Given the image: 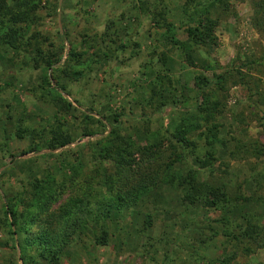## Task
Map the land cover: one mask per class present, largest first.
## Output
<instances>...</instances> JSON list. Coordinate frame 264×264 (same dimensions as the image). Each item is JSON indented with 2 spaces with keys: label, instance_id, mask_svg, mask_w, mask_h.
Returning a JSON list of instances; mask_svg holds the SVG:
<instances>
[{
  "label": "rangeland",
  "instance_id": "obj_1",
  "mask_svg": "<svg viewBox=\"0 0 264 264\" xmlns=\"http://www.w3.org/2000/svg\"><path fill=\"white\" fill-rule=\"evenodd\" d=\"M193 1L205 5L209 2ZM227 3L224 12L210 8V15L218 18L214 31L217 45L193 49L190 67L183 52L168 40L163 41L162 29L151 27L150 18L152 12L163 9V17L176 27V38L184 40V25L180 23L181 8L189 7L185 0H41L36 11L39 18L32 30L39 32L46 44L55 46L58 33L64 31L60 63L76 59L79 64L74 67L80 72L78 78H63L54 69L46 71L50 87H55L56 80L66 90L59 94L69 106H62L60 111L43 101L48 94L36 91L40 73L28 69L26 55L0 46V264H22L3 211L4 198L11 200L25 183L39 180L44 171L59 180L67 165L78 168L79 163V182L92 169L102 168L95 167L88 157V142L96 135L81 136L84 130L106 136L103 128L96 125L98 117L94 114L102 117L105 124L116 116L118 122L111 123L121 135L144 144V128L149 130V140H153L165 136L164 130H172L182 119L194 122L196 75L212 80L213 74L240 71L264 89V63L259 61L264 42L249 23V0ZM162 53L165 60L160 62ZM215 88L208 86L206 92ZM218 100V142L208 149L217 161L211 169L200 171L198 179L224 182L225 207L214 210L199 204L187 205L181 201L180 191L159 185L128 209L101 222L109 234L104 245L93 240L95 225L100 222L88 219L77 237L63 248L56 264H204L224 255L232 256L233 264L264 261V250L246 255L242 244L232 239L251 215L264 223V153L248 163L228 155L234 139L257 138L264 150L263 110L236 77L223 85ZM56 121L71 143L51 153L41 149L35 155L22 154L34 145L43 148L41 140ZM24 128L32 133L22 131ZM203 130L194 129L190 135L200 158L207 151L200 136ZM48 153L52 155L44 156ZM11 156H15L12 164ZM185 156L186 165L179 164L180 170L195 168V156ZM22 238L20 234L18 240L22 242ZM35 263L51 264L39 259Z\"/></svg>",
  "mask_w": 264,
  "mask_h": 264
},
{
  "label": "trees",
  "instance_id": "obj_2",
  "mask_svg": "<svg viewBox=\"0 0 264 264\" xmlns=\"http://www.w3.org/2000/svg\"><path fill=\"white\" fill-rule=\"evenodd\" d=\"M40 2L41 0H10V3L6 4L0 0V46L26 55L28 69L38 70L40 73L36 91L39 89L44 92L42 94H48V98H43V101L60 111L62 106H69L59 94L66 90L57 84L56 80L55 87H50L46 71L54 69L63 78H78L80 72L74 70V67L79 64L76 59L73 61L67 59L60 63L64 31L58 33V45L55 46L52 43L46 44V39L39 32L32 30L39 18L36 11ZM185 2H189V7L184 5L181 8L183 21L180 23L184 25V40L176 38L173 32L176 27L163 17L165 13L163 9L152 12L151 27L155 30L162 29L163 41L168 40L172 46L183 52L185 62L193 67L191 56L193 49L217 45L214 31L218 18L210 15V8L224 12L228 8V3L227 0H209L206 5L200 2L193 4V0ZM249 3L252 13L249 23L264 42V0H249ZM44 43L45 47L42 48ZM102 57L105 58V55ZM260 59L259 61L264 63V52ZM164 60L165 54L162 53L160 62ZM235 74L229 72L213 74L212 80L203 75H196L193 80L198 99L194 108L196 112L194 122H191V118L182 119L172 130L165 129V136L154 137L153 140H149L147 137L149 130L144 128V144H136L131 138L121 135L119 128L112 124L118 122L116 116H112V123L105 124L102 117L94 114L98 117L95 119L96 125L103 128L106 136L88 130H84L81 136L96 135L92 142H88V157L95 167L102 168L92 169L81 176L79 182L76 181L80 173L79 163L76 164L78 168L71 164L67 165L59 180L44 171L39 180L25 183L11 200L4 198L3 211L7 217L10 235L19 248V259L22 264H36L35 261L38 259L56 264L63 248L77 237L88 219L100 222L95 225L96 233L93 240L98 245H104L109 234L101 222L110 220L113 213L128 209L139 201L143 194L159 185L180 191L181 201L187 205L199 204L202 208L223 209L227 203L224 182L219 179L216 181L198 179L200 171L211 169L212 164L217 161L215 154L208 149H212L218 142L217 109L220 104L218 95L222 92L223 85L236 77L238 83L247 86V91L251 97L254 96L255 103L263 110L264 119V89L253 84L251 76L240 71H236ZM247 84H252L253 88ZM208 86L216 87L215 91L206 92ZM201 98H204L203 102L200 101ZM61 126V123L56 121L47 130V136L41 140L43 148L40 144L34 145L22 154L35 155L41 149L51 153L67 146L71 143L70 137ZM197 128L204 129L200 136L207 151L202 158L198 157L196 143L190 137L191 132ZM22 131L32 133L28 128ZM233 142L232 149L228 151L232 160L249 161L258 159L264 153L263 146L257 138L234 139ZM50 153L44 156L52 155ZM186 154L195 156L196 167L187 166L183 171L178 166L181 163L186 165ZM14 159L15 156H11L9 163L12 164ZM62 196H65L63 201L53 208ZM20 234L23 235L22 242L18 240ZM232 239L239 245L242 244L241 249L246 255L258 249L264 250V223H261L257 216L251 215L245 221L243 229L232 235ZM233 259L230 255H224L216 260L205 261L204 264H233ZM258 264H264V261Z\"/></svg>",
  "mask_w": 264,
  "mask_h": 264
}]
</instances>
